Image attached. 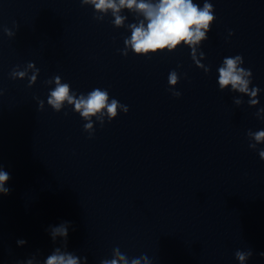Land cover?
Listing matches in <instances>:
<instances>
[{
    "label": "water",
    "instance_id": "95a60500",
    "mask_svg": "<svg viewBox=\"0 0 264 264\" xmlns=\"http://www.w3.org/2000/svg\"><path fill=\"white\" fill-rule=\"evenodd\" d=\"M81 2L0 0V165L11 177L0 195V264L37 250L46 258L59 246L47 229L62 221L75 228L68 250L88 264L117 246L152 264H239L238 249L252 250L246 264H264V143L251 149L247 136L264 130V0H208L216 19L205 38L139 54L125 40L132 25L146 27L142 12L122 7L116 25L112 9ZM237 54L253 73L250 91H222L218 70ZM28 62L40 69L31 87L9 75ZM55 75L69 95L106 89L129 111L118 107L109 122L102 109L103 126L97 113L85 129L67 100L59 112L47 104Z\"/></svg>",
    "mask_w": 264,
    "mask_h": 264
},
{
    "label": "clouds",
    "instance_id": "9594fccd",
    "mask_svg": "<svg viewBox=\"0 0 264 264\" xmlns=\"http://www.w3.org/2000/svg\"><path fill=\"white\" fill-rule=\"evenodd\" d=\"M91 3L96 9L107 10L112 9L113 15L119 12L120 8L126 7L128 9L135 8L143 13L147 20L145 27L141 22L139 26L132 25V32L130 39L125 40L126 45L134 50L135 53H156L161 49H174L181 43L191 44L200 41L205 38L206 33L201 29L210 31L209 24L214 19L213 4L208 0H204L203 8L201 9L198 4H194L193 0H159L158 3H148L145 0H82L81 5ZM216 19V17H215ZM123 17L116 15L115 24L120 25ZM3 31L12 37L14 32L4 27ZM229 35H232L231 30ZM194 49H191L193 53L192 59L199 66V61L195 59ZM123 54H127L126 50ZM203 56L204 53H201ZM239 62L240 67L237 68ZM244 64V58L241 54H237L233 57H225L223 59V65L218 70V85L220 90H225V86L231 84V91L239 90L240 92H249L248 84L250 81L244 79V76H253L251 69L242 67ZM29 70L31 74L29 75ZM40 69L36 67L34 62H28L26 67L21 71L20 65L15 66L9 73L12 79L27 77L28 86L31 87L37 81V77ZM62 77L55 75L52 78L45 81L46 84L55 82V88L49 90L47 97V104L52 106V109L59 112L63 107V102L68 101V104L74 105V111L78 112L85 121V129L92 127L91 117L97 113H101V116L97 117L101 120V126H103V113L102 109H107L108 121L117 117V108L119 107L124 113L129 111V107L120 103L119 100L111 98L109 102V93L106 89L95 88L87 93L85 98L84 93L77 95L72 90V94L69 95L70 84L61 83ZM177 75L173 71L169 75V81L175 84ZM259 87L254 86L251 90V95L256 96L257 92H260ZM180 92H175L173 96L179 97ZM234 103L240 105L242 100H234ZM251 105H257L259 103L258 97L250 100ZM44 100H39V108H44ZM264 113V107L260 108L256 115L257 117L264 119L261 114ZM67 115V113H65ZM95 131V130H93ZM247 136L254 139L255 142H249L251 149H257V145L264 143V130H258L253 132L248 130ZM91 138V136L89 137ZM259 157L264 160V149H259ZM11 179L10 174L3 169L0 165V195L10 194V188L6 187V183ZM72 227L71 221H62L58 225H50L47 231L53 241L56 244L59 239V246L53 248L51 253L44 259H39V250L33 253L27 260L17 261V264H88V258L86 256H78L74 251L68 250V235L69 229ZM27 243L24 239H18L17 245L23 246ZM235 258L239 261V264H246L247 260L253 255L251 249L248 250H236ZM260 255L264 256V252ZM111 259L103 258L100 260V264H152L147 255H141L139 258H129L126 254H122L120 248L114 247L111 253Z\"/></svg>",
    "mask_w": 264,
    "mask_h": 264
}]
</instances>
